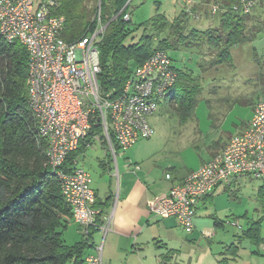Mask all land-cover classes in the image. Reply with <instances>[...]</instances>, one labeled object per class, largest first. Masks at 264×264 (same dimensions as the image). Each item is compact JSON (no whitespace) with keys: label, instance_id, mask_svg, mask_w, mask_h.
<instances>
[{"label":"trees","instance_id":"16d2710c","mask_svg":"<svg viewBox=\"0 0 264 264\" xmlns=\"http://www.w3.org/2000/svg\"><path fill=\"white\" fill-rule=\"evenodd\" d=\"M98 2L60 0L58 13L66 18L63 32L66 40H78L96 29ZM130 2L100 0L101 17L107 25L99 41L101 71L98 80L104 95L117 96L134 69L158 49L167 51L195 46L203 50L206 46L210 53L215 52L208 66H215L232 61L234 46L252 42L264 34V0H254L248 13L243 11L241 0H200L203 5L220 4L221 10L215 14L219 18L217 25L206 29L192 27L188 31L189 13L183 10L173 21H168L164 15L145 21L160 32L161 28L167 29L168 34L158 42L147 32L138 41L128 42L132 35L131 19L125 20L124 16L130 12ZM211 13L206 10V14ZM204 60L200 62L203 69L207 67ZM176 70L177 81L164 104L178 113L181 123H185L195 114L202 81L191 70ZM28 78L26 46L18 40L7 41L0 33V264H85L94 230L89 238L83 233L81 239L72 244L64 238L69 224L75 221L73 211L49 163L47 142L39 136L38 123L29 102ZM96 136L108 146L100 118L92 120V127L80 146L68 154L62 165L65 171L70 172L78 166L79 155L86 152L88 143L93 145ZM111 138L117 151L120 146L112 133ZM259 196L264 202V185L260 187ZM95 206L101 210L99 221L109 203L98 199L97 195ZM261 221L249 222L239 237L257 245L263 243ZM238 248L236 245L227 250L235 253Z\"/></svg>","mask_w":264,"mask_h":264},{"label":"built area","instance_id":"2783aa9c","mask_svg":"<svg viewBox=\"0 0 264 264\" xmlns=\"http://www.w3.org/2000/svg\"><path fill=\"white\" fill-rule=\"evenodd\" d=\"M241 5L248 13L254 0H241ZM59 6L60 0H0V33L9 42L20 41L28 50L29 102L39 136L47 142L49 163L61 181L74 220L89 238L96 228L106 233L110 222L98 221L101 210L95 206L97 193L90 172L81 166L69 172L62 165L80 146L96 118L102 122L108 148L115 153L111 133L122 149L150 138L154 128L149 117L172 91L178 71L168 52L158 49L134 69L117 96L104 95L98 80L99 41L107 25L101 20V12L93 32L68 41L63 36L66 18L58 13ZM219 10L220 4L211 5L213 14ZM124 18L130 20V12ZM245 175L264 181V95L254 104L247 127L174 185L158 201V209L192 232L198 204L219 185H232ZM166 176L169 178L170 173ZM230 224L243 229L237 222ZM85 264H104L102 245L86 257Z\"/></svg>","mask_w":264,"mask_h":264},{"label":"rangeland","instance_id":"374dc122","mask_svg":"<svg viewBox=\"0 0 264 264\" xmlns=\"http://www.w3.org/2000/svg\"><path fill=\"white\" fill-rule=\"evenodd\" d=\"M98 3L99 12L100 0ZM214 4L218 3L203 5L200 0H131L129 26L132 35L128 42L138 41L145 32L154 35V41L158 42L168 34L167 29L161 28L163 31L160 32L156 26H149L145 21L157 15H164L168 21H173L183 10L189 13L188 31L192 27L206 29L217 25L218 16L213 13V16L206 14V10L211 12V5ZM195 7L196 11L193 9ZM167 52L176 68L191 70L201 77L203 89L195 114L187 122L181 123L179 114L171 111L172 108L162 102L158 110L149 117L154 128V134L150 138H141L133 146L120 148L116 153L100 140H96L85 153L79 155L77 163L90 172L92 185L100 189L101 195L109 188L110 179L113 183L111 188H116L117 172L122 163L131 161L143 165L147 161L163 159L177 162L175 165L181 170L199 166L202 159L209 157L214 142L226 141L247 127L253 115L254 104L264 95V34L252 42L234 46L232 61L215 66H208L209 61L215 57V52L210 53L206 46L203 50L195 46H181L177 49L169 48ZM203 59L207 66L205 69L200 67ZM105 165H110L112 173ZM263 185L262 179L242 176L232 185H219L214 200L206 208L199 210V216L211 223V214L217 215L225 223L211 239L213 249L222 250L223 243L231 244L236 240L235 245L239 246L237 250L240 256L229 261L230 264H264V242L257 245L247 238L236 237L242 230L230 224L237 222L246 229L249 222L262 220L264 236V202L259 196L260 187ZM78 225L72 220L69 230L65 231L64 238L68 243L76 240L74 236ZM196 235L197 243L194 248L199 252L203 246L209 245V241L202 237L201 232ZM178 247L182 252L189 250L191 245L189 242L187 246L180 243Z\"/></svg>","mask_w":264,"mask_h":264},{"label":"crops","instance_id":"0c3cea01","mask_svg":"<svg viewBox=\"0 0 264 264\" xmlns=\"http://www.w3.org/2000/svg\"><path fill=\"white\" fill-rule=\"evenodd\" d=\"M228 140L214 142L208 158L202 159L199 166L187 167L185 170L178 168L175 165L177 162L163 159L147 161L143 165L131 161L119 165L116 188H111V179L104 195H101L98 187H94L98 199L109 203L99 222H110V229L106 233L99 228L93 231L90 254L102 245L104 264H230L229 261L236 260L240 256L239 251L233 253L227 250L236 246V240L231 244L223 243L222 250L211 246V239L217 234V229L225 224L223 220L211 214V223L199 216L200 208H206L214 200L219 186L198 204L192 232L185 231L177 218L158 209V201L174 185L181 183L192 171L209 161L224 148ZM106 167L112 173L110 165ZM177 168L179 170L174 172ZM167 173H170L169 178ZM76 230L74 242L80 240L83 234L79 225ZM197 232H201L202 237L209 241V245L203 246L199 252L194 248ZM236 237L240 238L239 234ZM188 242L190 249L181 252L178 245L182 243L187 246ZM219 242L222 244V241Z\"/></svg>","mask_w":264,"mask_h":264}]
</instances>
